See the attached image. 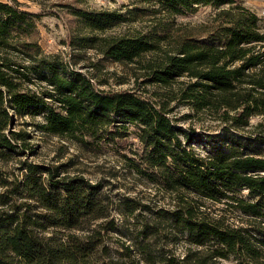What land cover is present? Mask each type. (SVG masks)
<instances>
[{
	"label": "trees",
	"instance_id": "1",
	"mask_svg": "<svg viewBox=\"0 0 264 264\" xmlns=\"http://www.w3.org/2000/svg\"><path fill=\"white\" fill-rule=\"evenodd\" d=\"M130 3L60 4L63 58L42 53L40 14L0 0V161L19 164L0 168V264H264V13L240 0ZM101 60L136 63L140 89L100 88ZM194 116L214 124H181ZM34 132L115 155L169 206L114 201L103 180L70 174L71 158L30 161Z\"/></svg>",
	"mask_w": 264,
	"mask_h": 264
},
{
	"label": "rangeland",
	"instance_id": "2",
	"mask_svg": "<svg viewBox=\"0 0 264 264\" xmlns=\"http://www.w3.org/2000/svg\"><path fill=\"white\" fill-rule=\"evenodd\" d=\"M6 1V0H2ZM133 0H15V2L23 9L32 12H37L40 17L37 21V28L39 31V44L42 53L59 54L63 58H67L71 49L63 40L68 36L67 21L68 14L65 7L60 4H74L83 6L89 9L96 10H119L125 11L133 6L135 3H130ZM244 5L248 6L258 14L264 13V0H240ZM139 4V3H136ZM209 14L208 9L198 10L188 18H177V22H195L204 19ZM143 23L140 21L123 23L109 29L107 34H126L131 33L135 28H141ZM89 60L95 61L102 58L96 54L94 50L87 51ZM87 61H82L80 70H83ZM104 67L97 72L92 71L97 75L99 80H105L106 83L99 85L100 88L106 90H123L129 88L140 89L142 83L141 71L136 68V63L124 64L118 62H111L109 60L103 61ZM184 112H188L185 106H179L175 109V116H179ZM183 126H193L196 131L201 129V126H212L213 121L207 116H202L200 119L197 116L181 121ZM31 130V129H28ZM31 142L36 145L35 151L32 155H27L28 159L37 164L60 163L68 159H72L68 165V172L81 173L92 181L103 180L106 183V192L111 195L114 201L118 198H130L135 201L149 202L151 205L169 206L170 197L162 192L155 191L149 185L140 183L132 174L124 170L121 162L113 154L105 152V154H94L89 151L81 149L75 143L66 141L55 136H39L34 132ZM19 164L15 161L3 162L0 161V168L3 170L12 171L14 174L18 173L17 166ZM246 193V192H244ZM115 206V205H113ZM112 215L117 220L120 219L115 209ZM218 264H232L230 259L220 260Z\"/></svg>",
	"mask_w": 264,
	"mask_h": 264
}]
</instances>
